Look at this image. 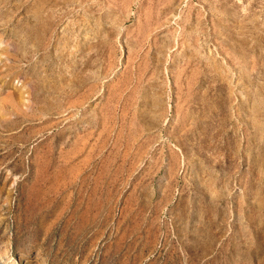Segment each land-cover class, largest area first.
Returning <instances> with one entry per match:
<instances>
[{
	"label": "rangeland",
	"instance_id": "374dc122",
	"mask_svg": "<svg viewBox=\"0 0 264 264\" xmlns=\"http://www.w3.org/2000/svg\"><path fill=\"white\" fill-rule=\"evenodd\" d=\"M0 264H264V0H0Z\"/></svg>",
	"mask_w": 264,
	"mask_h": 264
},
{
	"label": "bare ground",
	"instance_id": "6f19581e",
	"mask_svg": "<svg viewBox=\"0 0 264 264\" xmlns=\"http://www.w3.org/2000/svg\"><path fill=\"white\" fill-rule=\"evenodd\" d=\"M34 8V7H33ZM43 12V11H42ZM49 19V18H48ZM24 31H25V29H24ZM20 33V32H19ZM39 35V34H38ZM29 36V35H28Z\"/></svg>",
	"mask_w": 264,
	"mask_h": 264
}]
</instances>
